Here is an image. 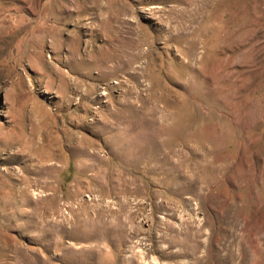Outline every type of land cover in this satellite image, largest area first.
Here are the masks:
<instances>
[{"label": "rangeland", "instance_id": "1", "mask_svg": "<svg viewBox=\"0 0 264 264\" xmlns=\"http://www.w3.org/2000/svg\"><path fill=\"white\" fill-rule=\"evenodd\" d=\"M0 264H264V0H0Z\"/></svg>", "mask_w": 264, "mask_h": 264}, {"label": "bare ground", "instance_id": "2", "mask_svg": "<svg viewBox=\"0 0 264 264\" xmlns=\"http://www.w3.org/2000/svg\"><path fill=\"white\" fill-rule=\"evenodd\" d=\"M26 190V189H25Z\"/></svg>", "mask_w": 264, "mask_h": 264}]
</instances>
